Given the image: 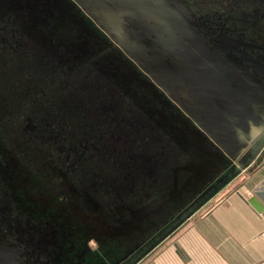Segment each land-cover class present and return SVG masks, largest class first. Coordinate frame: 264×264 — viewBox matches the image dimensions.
<instances>
[{
    "label": "flooded vegetation",
    "instance_id": "1",
    "mask_svg": "<svg viewBox=\"0 0 264 264\" xmlns=\"http://www.w3.org/2000/svg\"><path fill=\"white\" fill-rule=\"evenodd\" d=\"M178 1L198 35L233 42L258 65L249 68L252 79L264 84V0ZM70 7L89 23L70 24ZM87 31L99 37L87 39ZM103 43L118 55H103ZM133 73L141 81L136 107ZM178 118L187 147L201 141L216 153L72 0H0V264L126 260L231 167L217 163V177L181 208L156 205L173 168L192 161L172 127ZM166 134L181 150L173 163L164 159ZM152 151L154 165L145 169Z\"/></svg>",
    "mask_w": 264,
    "mask_h": 264
},
{
    "label": "water",
    "instance_id": "2",
    "mask_svg": "<svg viewBox=\"0 0 264 264\" xmlns=\"http://www.w3.org/2000/svg\"><path fill=\"white\" fill-rule=\"evenodd\" d=\"M72 2L231 165L120 263L134 264L263 149L264 84L252 79L249 68L256 70L258 65L233 42L198 35L188 22L189 10L178 0ZM247 202L255 211L264 212L254 196Z\"/></svg>",
    "mask_w": 264,
    "mask_h": 264
},
{
    "label": "crops",
    "instance_id": "3",
    "mask_svg": "<svg viewBox=\"0 0 264 264\" xmlns=\"http://www.w3.org/2000/svg\"><path fill=\"white\" fill-rule=\"evenodd\" d=\"M263 153L264 147L239 171L236 189L232 184L205 210L191 214L188 229L176 240L174 264H264V212L247 202L254 196L264 206Z\"/></svg>",
    "mask_w": 264,
    "mask_h": 264
},
{
    "label": "rangeland",
    "instance_id": "4",
    "mask_svg": "<svg viewBox=\"0 0 264 264\" xmlns=\"http://www.w3.org/2000/svg\"><path fill=\"white\" fill-rule=\"evenodd\" d=\"M68 10L70 12L67 15V20L70 24H79L80 22H84V21H85V23H89L86 19H84V21L82 19H79L80 18L79 15L74 14L75 10H73L72 7H70V9H68ZM93 30H94V28H93ZM87 32L91 34L90 31H87ZM94 32H95V30H94ZM94 34H91V36H86L87 39H91L92 41H95L94 40L95 38L93 36L99 37L98 36L99 33H97L96 35H94ZM100 37H101L102 41L105 42L104 37H102L101 35H100ZM102 45H103L102 46L103 50L101 53L105 56L107 54H109V56H110V53H108V50L111 49V47L109 48V46H107L104 43ZM111 51H112L111 55H113V56L118 55V52L116 50L111 49ZM119 55H120V53H119ZM123 60L124 59H121V62L125 66V68L130 69L131 68L130 63H128L127 61H123ZM120 66L121 65L119 64L118 73L120 74L119 75L120 81L122 83H126L127 79L121 74L122 67H120ZM132 76H133V80L132 79L131 80L133 81V87H134V88L132 87V89L135 93V98H134L135 104L134 105L136 107L139 104V100H141V97L139 98V95L136 94V92L139 90V89H137L138 88L137 83H139L141 81L140 80H139V82L136 81V79H139V78H137L138 76H134V73L132 74ZM122 86H124V90L127 87V86L125 87L124 84H122ZM130 89H131V86H130ZM137 97L139 98V100ZM163 113L165 114L168 112H166V110H165ZM178 121H179V123H177V121L173 120V126L172 127L176 128L175 130H177L178 133L180 132L181 137H183L185 139V140L180 139L182 142L181 143L182 144L181 147L183 148L182 150L185 151V149L188 150L189 148H190L189 149L190 151H191V149L193 150V152L192 151L190 152V157L188 155V158H187V159H190L192 161L189 163L187 162L183 168L174 167L172 170V173L170 172L171 173L170 174V180L165 181L166 185L164 183V186L161 187V189H163V188L165 189L167 186V188H166L167 190H165V192H164L165 194L161 195V197H163V199L159 200L158 203H156V205H158L159 203L164 204L165 205L164 211H166V212L168 210L174 211L175 209H179L182 206H184L187 203V201L189 199H191L190 197L192 196V194L196 195L197 191L201 190L203 188V186L206 185L208 178L213 177V179H214V177L215 178L217 177L218 174L216 175V172H217V169H219V167L217 165L218 160L216 157V156H218L217 155L218 152L216 151L217 153L210 155V153H208L206 151V148L201 141H198L195 144H192L191 146L187 147V144L185 143L187 140L186 134H188L187 133L188 132L187 127H185L184 125H181L179 118H178ZM166 137H167V139H166L167 142L164 144L165 146L162 148L163 152H164V157H165L164 159H166L168 162L173 163L174 158L178 157L177 156L178 152L180 153L181 150L178 149L175 146V144H173V142H175V141L171 140L170 136L168 134H166ZM175 148H177L178 150L172 151ZM201 150H203L204 153ZM153 152L154 151H152V153H150L149 155H145L146 161H143L144 162L143 167L145 169L148 168V166L151 167L150 165H154L153 162H151V164H150V161L148 159L149 156H155L156 155ZM207 155L209 158L207 157ZM211 156H212V158H211ZM255 158L249 164H251L255 160ZM262 158L263 157H261L260 159L255 161L256 163L254 164V166L256 164L260 163L262 161ZM161 160H163V158ZM185 160H186V157H185ZM147 161H149V162H147ZM171 163H169V164L172 165ZM214 165H216V166H214ZM171 167H173V166H171ZM209 167L212 169H209ZM207 168L209 169V172H208L209 175L206 171ZM238 173H236L235 175H233V177L228 179V181L225 184H223L201 206H199L197 210H202V211L205 210L209 204H211L215 199L218 198L219 194H221L225 191H228L232 184H233L232 189L233 190L236 189V187H237L236 184H238L240 182V179H241L238 176ZM243 177H244V175H243ZM193 190H194V192L191 193ZM166 191H167V193H166ZM156 205L153 204V206H156ZM161 214H163V213H161ZM190 216L191 215H189L184 221H182L172 232H170L163 239H161L147 254H145L142 258H140L134 264H174V262H175L174 261V258H175L174 247L176 246V240H177V238H179V236L182 234V232H184L185 230L188 229V225H189L188 219L190 218ZM89 246L93 247L92 244Z\"/></svg>",
    "mask_w": 264,
    "mask_h": 264
},
{
    "label": "trees",
    "instance_id": "5",
    "mask_svg": "<svg viewBox=\"0 0 264 264\" xmlns=\"http://www.w3.org/2000/svg\"><path fill=\"white\" fill-rule=\"evenodd\" d=\"M215 151H217L216 153H217V155L218 156H216L217 157V160H218V162L217 163H219V164H221L222 162H224L225 161V163H228V161H227V159L218 151V150H216L215 149ZM220 153V154H219ZM224 164V163H223Z\"/></svg>",
    "mask_w": 264,
    "mask_h": 264
}]
</instances>
